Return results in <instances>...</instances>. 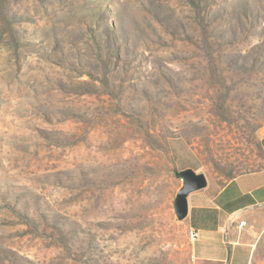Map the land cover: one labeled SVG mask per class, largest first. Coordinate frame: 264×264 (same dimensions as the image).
Instances as JSON below:
<instances>
[{
    "label": "rangeland",
    "instance_id": "374dc122",
    "mask_svg": "<svg viewBox=\"0 0 264 264\" xmlns=\"http://www.w3.org/2000/svg\"><path fill=\"white\" fill-rule=\"evenodd\" d=\"M263 134L264 0H0V264H194L177 173Z\"/></svg>",
    "mask_w": 264,
    "mask_h": 264
},
{
    "label": "crops",
    "instance_id": "0c3cea01",
    "mask_svg": "<svg viewBox=\"0 0 264 264\" xmlns=\"http://www.w3.org/2000/svg\"><path fill=\"white\" fill-rule=\"evenodd\" d=\"M261 142L264 149V134ZM263 209L264 164L219 188L207 181L204 189L189 195L184 221L197 234L192 249L194 264H242L238 258L249 245L246 235L258 225L264 226L260 218ZM241 221L245 222L242 227Z\"/></svg>",
    "mask_w": 264,
    "mask_h": 264
},
{
    "label": "water",
    "instance_id": "95a60500",
    "mask_svg": "<svg viewBox=\"0 0 264 264\" xmlns=\"http://www.w3.org/2000/svg\"><path fill=\"white\" fill-rule=\"evenodd\" d=\"M177 177L182 180V185L175 196L173 208L176 218L183 220L188 214V196L204 189L207 186V180L203 174L191 168L180 171Z\"/></svg>",
    "mask_w": 264,
    "mask_h": 264
},
{
    "label": "built area",
    "instance_id": "2783aa9c",
    "mask_svg": "<svg viewBox=\"0 0 264 264\" xmlns=\"http://www.w3.org/2000/svg\"><path fill=\"white\" fill-rule=\"evenodd\" d=\"M240 227L244 226L245 225V222L244 221H241L239 223ZM189 236L192 240H194L196 237H197V234L193 231V230H189Z\"/></svg>",
    "mask_w": 264,
    "mask_h": 264
},
{
    "label": "trees",
    "instance_id": "16d2710c",
    "mask_svg": "<svg viewBox=\"0 0 264 264\" xmlns=\"http://www.w3.org/2000/svg\"><path fill=\"white\" fill-rule=\"evenodd\" d=\"M232 178H234V177H232ZM232 178H231V179H232Z\"/></svg>",
    "mask_w": 264,
    "mask_h": 264
}]
</instances>
